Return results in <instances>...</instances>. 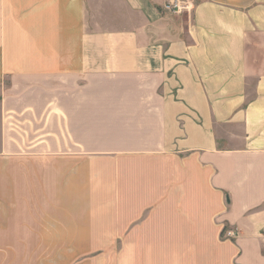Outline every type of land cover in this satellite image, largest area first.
Segmentation results:
<instances>
[{"label": "crops", "instance_id": "0c3cea01", "mask_svg": "<svg viewBox=\"0 0 264 264\" xmlns=\"http://www.w3.org/2000/svg\"><path fill=\"white\" fill-rule=\"evenodd\" d=\"M166 1L0 0V231L18 245L45 246L46 216L96 177L139 264H264V0Z\"/></svg>", "mask_w": 264, "mask_h": 264}, {"label": "rangeland", "instance_id": "374dc122", "mask_svg": "<svg viewBox=\"0 0 264 264\" xmlns=\"http://www.w3.org/2000/svg\"><path fill=\"white\" fill-rule=\"evenodd\" d=\"M94 179L88 185L93 197L73 204L63 200L61 215L46 216L45 226L59 229L46 230L45 246L18 245L21 231H0V244L9 242L6 237L15 240L0 245V264H139L146 248L134 245V231L119 229L127 217L114 198L104 199L103 185Z\"/></svg>", "mask_w": 264, "mask_h": 264}, {"label": "built area", "instance_id": "2783aa9c", "mask_svg": "<svg viewBox=\"0 0 264 264\" xmlns=\"http://www.w3.org/2000/svg\"><path fill=\"white\" fill-rule=\"evenodd\" d=\"M193 9V0H167L163 5V10L170 13H183L184 11H190ZM224 235L227 238H234L237 235L235 229H225ZM261 236L264 241V229L261 232Z\"/></svg>", "mask_w": 264, "mask_h": 264}]
</instances>
